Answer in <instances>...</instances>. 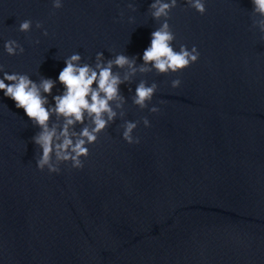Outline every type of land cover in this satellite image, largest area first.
I'll use <instances>...</instances> for the list:
<instances>
[{
    "label": "water",
    "instance_id": "95a60500",
    "mask_svg": "<svg viewBox=\"0 0 264 264\" xmlns=\"http://www.w3.org/2000/svg\"><path fill=\"white\" fill-rule=\"evenodd\" d=\"M151 3L63 0L54 10L51 0H0L8 73L55 81L64 58L77 53L94 66L97 52L103 61L135 58L137 68L119 86L123 102L112 104L116 117L88 146L83 168L53 158L59 174L36 169L39 129L0 94V264H264L261 17L250 0H206L204 15L177 0L172 46H195L199 59L176 74L141 73L140 56L162 22L151 18ZM25 19L33 28L21 33ZM6 40L23 53L8 56ZM113 72L123 78L127 69ZM140 82L156 87L143 109L133 104ZM62 90L56 84L52 95ZM126 122L136 123L139 144L122 140ZM62 123L49 121L58 130Z\"/></svg>",
    "mask_w": 264,
    "mask_h": 264
},
{
    "label": "clouds",
    "instance_id": "9594fccd",
    "mask_svg": "<svg viewBox=\"0 0 264 264\" xmlns=\"http://www.w3.org/2000/svg\"><path fill=\"white\" fill-rule=\"evenodd\" d=\"M184 4L200 15L205 14L206 0H183ZM252 11L261 17L258 27L264 33V0H250ZM63 6V0H51V7L59 10ZM177 6V0H152L149 5L151 18L161 20L159 27L150 33L148 46L143 50L139 66L141 73L151 69L158 74H176L182 72L199 59V52L195 46L190 49L183 44L179 49L173 48L175 40L170 29L168 19L169 12ZM133 9V4H128ZM134 10V9H133ZM122 15V14H121ZM131 22V18H129ZM33 28V22L25 19L18 25V31L28 33ZM37 30L42 29L40 22L35 23ZM48 36L47 31L41 33ZM264 40V35L261 36ZM35 43H39L36 41ZM4 52L8 56L22 54L24 49L15 40H6L3 44ZM64 67L59 71L55 81L51 78H41L39 83L30 79L27 74L8 73L0 65V94L10 99L17 110H22L28 121L31 122L39 133L32 138V142L40 150L39 159L35 162L38 171L47 170L51 174H59L60 168L53 163L71 164V168L80 170L83 168L82 160L88 157V146L96 142V138L109 123L116 117L112 104L123 98L119 93V86L129 82L135 75L137 68L135 58H129L123 54H116L113 59L103 61L102 54L96 53L95 64L91 66L81 63V57L73 53L63 60ZM127 69L123 78L113 72V68ZM180 80L171 81V88L180 86ZM56 84L62 87V92L52 95V89ZM155 85H146L140 82L135 87L133 104L138 108L145 106L152 100L155 94ZM52 95L49 104L48 97ZM120 103H116L119 108ZM151 114L158 113V108L153 106L148 109ZM52 116L63 121L59 130L56 126H50ZM91 122V128L82 127L77 134L70 131L77 124ZM144 128L150 127L147 118L142 119ZM137 125L134 122H126L122 133V140L128 145L139 144V138L132 133Z\"/></svg>",
    "mask_w": 264,
    "mask_h": 264
}]
</instances>
